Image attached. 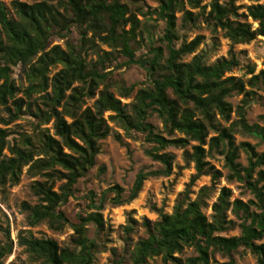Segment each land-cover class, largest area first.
<instances>
[{
  "label": "trees",
  "instance_id": "trees-1",
  "mask_svg": "<svg viewBox=\"0 0 264 264\" xmlns=\"http://www.w3.org/2000/svg\"><path fill=\"white\" fill-rule=\"evenodd\" d=\"M152 1L156 3L152 14L164 22L162 35L158 37V42L164 46L154 45L152 36L147 37V55L142 56L136 55L139 22L126 0H44L32 4L14 0L10 3L13 16H9L0 3V107L7 114V119L1 122L6 126L29 117L36 131L34 135L22 134L18 140L10 142L8 129H0V190L16 185L25 167L29 175L41 177L42 181H34L30 187L37 202L34 205L22 203L21 209L26 212L29 227L45 223L50 230L58 232L69 224L58 208L72 196L77 180L94 166L99 142L111 135L108 121L115 123L125 136L132 132L141 134L151 145L144 151L145 156L161 166L156 171L139 172L124 197L119 187L109 188L106 192L113 193L109 199L113 206L134 200L146 178L171 175L173 157L163 154L162 150L185 148L195 143L188 156L194 163V175L170 214L161 213L153 222L143 220L145 236L134 243L130 264H146L155 257H160L163 263L180 264L174 255L182 253L184 248H193L196 253L186 258L185 264H209L215 253L227 258L218 264H236L232 255L239 248L248 250L256 264H264V244L259 243L264 240V185L259 186L264 183L261 169L264 154L256 153L247 143L234 145L236 134L264 144V128L248 125L245 119L255 91L264 90V70L255 74L254 69L248 67L249 77L243 82L241 78L225 76L239 66L232 51L227 58L209 65L201 55H193L184 63L181 59L194 53L202 37L175 46L178 40L176 13H182L183 23L191 26L201 17L213 33L221 31L231 46L264 38V0H249L252 4L247 6L246 14L239 13V7L234 6L232 0L225 4L212 1L208 5H201L202 0ZM185 5L189 10H185ZM190 10H198V13ZM248 18L257 24L255 28L246 22ZM72 28L79 30L78 45L67 41L65 49L50 46L51 38L65 39ZM88 33L91 38L87 39ZM94 39L110 51H94ZM87 50L95 52L94 63L86 62ZM114 53L125 58L120 67L136 65L145 70L148 77V85L138 89L128 104H122L120 98H130L133 87L110 81V72L105 71ZM262 64L264 66V60ZM56 66L60 69L49 75ZM16 67H20L26 83L23 89L14 81ZM111 89L117 91L119 98ZM18 93L23 97L16 98ZM34 95L37 97L32 99ZM235 95H240L241 100L234 111L236 120L230 122L233 111L227 99ZM94 97L92 106L82 109L84 100ZM104 113L111 114L104 118ZM216 117L228 126L223 127ZM152 118L166 136L158 132L150 121ZM261 119L264 120V116ZM50 122L53 135L41 128ZM175 133L180 136L174 137ZM210 133L213 136L209 137ZM113 138L120 142L118 134L114 133ZM239 149L248 155L246 167L236 162ZM5 150L7 157L3 154ZM214 154L223 158V166L229 172L227 178L242 183L254 195L261 213H251L248 205L239 200L230 203V192L224 187L211 205L210 221L202 208L213 185L200 188L196 197L189 199L190 188L199 177L209 176L212 184L220 179L219 171L205 161ZM57 181L63 183L54 190ZM230 209L241 221L239 235L221 236L234 228V223L226 218ZM97 211L78 216V222L70 224L71 247L61 248L54 240L30 235H18L16 244L38 264H91L99 246L88 238L86 225L93 223L98 230L102 229V218ZM135 224L129 218L122 227L127 236ZM12 245L8 239V243L0 247V264L11 254Z\"/></svg>",
  "mask_w": 264,
  "mask_h": 264
},
{
  "label": "rangeland",
  "instance_id": "rangeland-1",
  "mask_svg": "<svg viewBox=\"0 0 264 264\" xmlns=\"http://www.w3.org/2000/svg\"><path fill=\"white\" fill-rule=\"evenodd\" d=\"M12 1L14 0H0V3L5 6L9 16H13L10 6ZM18 1L32 4L44 0ZM126 1L130 12L134 13L135 18L139 22L137 32L140 36L136 38V41L139 42V48L136 51V55H147V37L150 36L153 38L154 45L163 47L164 45L158 42V37L162 35L164 22L156 19V16L152 14L153 9L156 7V3L152 0ZM212 1H216L219 4L229 2V0H202L201 5H208ZM232 2L234 6L239 7L238 12L243 14H246L247 6L252 4L249 0H232ZM184 8L185 10H189L186 5ZM190 11L193 14L198 13V10ZM205 11L207 12L208 9H205ZM175 18V35L178 39L175 43L176 47L188 43L197 36L202 37V41L194 53L184 56L181 59L182 62H189L193 55H201L205 63L209 65L220 58H227L229 51H232L239 61V66L234 68L230 73L225 74V76L241 78L244 82L249 77V75H247L248 67H252L255 74L260 70H264L262 64L264 60L263 37H257L247 44L231 46L230 42L223 37L221 31L218 30L216 33H213L211 28L203 22L201 17L195 22L194 26H191L190 23H183L182 13H176ZM246 22H248L252 28H255L257 25L250 18L246 19ZM128 28L129 26H126V29ZM79 38V30L72 28L65 39L60 40L53 37L49 44L50 46L59 45L62 49H65L67 41L73 45H78ZM86 38H91V34H86ZM93 42L96 47L94 51H110L106 46L100 45L97 39H94ZM85 59L87 63H94L97 56L95 52L87 50ZM124 61L125 58L114 53L112 60L106 64L107 69L105 71L110 72V81H119L126 87H133L130 98H120L122 104H128L131 102L132 96L138 89L148 85V77L146 71L136 65L120 67V63ZM59 69L60 66L52 68L49 75L54 74ZM13 71L16 85L20 89H23L26 83L21 75L20 67L14 68ZM111 92L116 98H119L115 89H111ZM255 92V99L245 111V119L248 125L256 124L264 128V120L261 119V117L264 116V90H256ZM20 97H23L22 93L16 94V98ZM36 97L37 96L34 95L32 99ZM95 98L96 97L85 99L82 109L91 107ZM240 100V95H235L227 99L233 111L230 116V122L236 120L234 111L236 107L240 105ZM110 114L111 113H104V118H107ZM6 119L7 114L2 107H0V129H8L9 133H11L8 137L10 142H13L14 139L18 140L22 134H36V131L33 129V119L23 117L5 126L1 121ZM216 119L223 127L228 126V123H224L218 117H216ZM150 121L157 127L158 132L166 136L164 131L162 132V128L156 119L152 118ZM108 125L111 129V135L99 142V154L95 158L94 166L85 176L77 180L72 187V196L68 198L66 203L58 208L64 213L69 222L61 231H52L45 223L29 227L26 222V212L21 209L22 203L34 205L37 202L30 187L34 181H42L43 179L41 177L29 175L25 167L16 185L5 186L0 190V247H4V245L8 243V239H10L13 244L11 254L3 260V264H38L31 260L23 248L17 246L16 238L18 235H30L37 239H51L61 248L71 247L70 242L73 231L70 224L77 223L78 216L85 217L89 213L97 211L95 207H100L97 212L101 215L103 227L101 230H98L93 223L86 225L88 238L93 239L99 246L98 252L93 255L91 264H130V252L134 243L145 236L144 228L141 225L143 220L146 219L153 222L159 219L161 213L170 214L172 212L176 199L185 190L191 177L195 173L193 168L194 163L188 160V156L192 152L191 147L195 145V143H190L185 148L166 147L162 150L163 154L168 153L173 157L171 175L168 177L150 176L146 178L142 183L140 192L134 200L124 205L113 206L109 203V199L113 196V193L106 192L109 188L114 186L119 187L124 197L131 189L135 177L139 172L156 171L159 170L161 166L145 156L144 151L150 148L151 145L144 141L141 134L132 132L130 136H125L123 131L119 129L115 123L108 121ZM41 128L47 129L49 134L53 135L51 122ZM114 133L120 136V142H117L113 138ZM173 136L179 137L180 135L175 133ZM210 136H213V134L210 133L209 137ZM240 143H247L255 148L256 153L264 154V144H258V141L252 137L240 134L234 135V145ZM205 148L206 146L204 149ZM3 154L6 155V157L8 156L6 150ZM247 158L248 155L242 149H239L236 162L241 164V167H246ZM205 161L212 165L214 169L218 170L221 177L214 184L211 183L209 176L199 177L190 188L189 199L193 200L200 188L213 185L208 198L205 200L206 206L202 208V212L207 220H211V205L216 201L222 187L229 190L230 203L239 200L248 205V209L251 213H261L259 203L254 195L247 190L242 183L227 178L229 172L223 166L224 161L220 155L214 154V157H206ZM261 169L264 170V167H261ZM62 183L63 182L58 181L55 182L54 190ZM261 185H264V183L259 184V186ZM129 218L133 219L136 224L131 234L127 236L122 230V227ZM226 218L234 223V228L220 235L225 237L239 235L238 225L241 222L240 219L233 215L231 209L226 213ZM7 231L9 233L8 239H6ZM259 243L264 244V240ZM174 256L180 260V264H185V259L196 256V253L193 248H184L182 253L175 254ZM232 258L236 264H256L255 257L246 249L239 248L238 252L232 255ZM225 261H227L226 257H222L215 253L209 264H218ZM146 264L175 263H163L160 257H155L148 259Z\"/></svg>",
  "mask_w": 264,
  "mask_h": 264
}]
</instances>
